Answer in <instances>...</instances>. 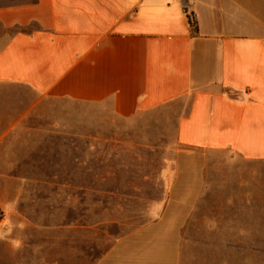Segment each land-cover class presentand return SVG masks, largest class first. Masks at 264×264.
I'll return each instance as SVG.
<instances>
[{"label":"crops","instance_id":"1","mask_svg":"<svg viewBox=\"0 0 264 264\" xmlns=\"http://www.w3.org/2000/svg\"><path fill=\"white\" fill-rule=\"evenodd\" d=\"M7 86L33 94L27 104L13 101L25 109L13 112L8 127ZM59 104L106 110L128 122L157 112L156 142L170 156L163 179L168 193L91 264H198L199 251L223 250L240 233L237 201H231L240 198L211 196L207 178L189 179L196 166L191 156L264 162V0H0V235L10 220L31 212L20 199L25 187L48 189L44 206L30 202L33 219L82 217L76 196L71 216L70 202L54 199L52 189L83 188L84 162L69 156L68 143L44 142L82 132L35 126ZM63 229L41 228L47 241H33V264L92 259L87 251L100 243L87 246L86 230L77 241L53 242ZM144 233L167 237L155 251L159 259L150 250L143 252L151 260L129 254V239Z\"/></svg>","mask_w":264,"mask_h":264},{"label":"rangeland","instance_id":"2","mask_svg":"<svg viewBox=\"0 0 264 264\" xmlns=\"http://www.w3.org/2000/svg\"><path fill=\"white\" fill-rule=\"evenodd\" d=\"M4 93L11 105L6 108L5 125L8 127L13 112L25 109L23 105L13 106V101L27 104L33 99V94L26 88L15 86L5 87ZM46 112V120L36 122L37 130L82 132L79 137L70 135L68 138H61L55 135V138L44 141L59 142V145L63 143L65 146L68 143L69 156L84 162L86 186L52 189L54 199L70 202L71 216L72 201L76 196L82 209V217L64 220L33 219L30 216L33 208L37 204L44 206L48 189L45 186L23 188L20 199L28 203L26 210L31 212L25 214L23 208L27 218L10 220L12 227H9L7 233L0 235V264H33V241H47V235L41 230L46 224L59 230L64 228L54 232L53 242L64 239L70 243L77 241L78 231L86 230L87 246L91 242L100 243L96 251H87V256L93 255L92 259H87V264H91L115 238L123 236L132 227L146 220L154 201L162 199L168 193L163 179L166 173L165 163L170 156L161 154L158 147L161 144L156 142L159 139L157 112L147 114L135 122L115 120L106 110L99 111L98 108L77 104L55 105L53 108L48 107ZM18 129L19 127H15L10 130L16 132ZM148 143L153 145L148 146ZM154 145L158 148L153 147ZM191 164L196 166L188 172L189 179L207 178V194L240 198L231 199L237 201L234 205L240 212V218L237 219L240 233L230 235L231 243L227 248L224 246L223 250L199 251L198 264H264V162H248L215 153L206 157L193 155ZM202 166H205V170L201 172L198 167ZM189 190L190 187L185 194ZM176 195L177 187L174 186L170 197ZM171 198L169 202L172 203ZM32 201L33 208L29 205ZM2 221L0 212V226ZM109 231L115 235H108ZM165 238L167 237L155 233L130 238L129 245L134 246L130 251L128 249L129 254L148 260L147 251H143L150 250V258L159 259L160 252L155 251H160V241Z\"/></svg>","mask_w":264,"mask_h":264},{"label":"trees","instance_id":"3","mask_svg":"<svg viewBox=\"0 0 264 264\" xmlns=\"http://www.w3.org/2000/svg\"><path fill=\"white\" fill-rule=\"evenodd\" d=\"M187 17H188L189 25L191 27V31L193 33H195L196 32V21H195V18L193 16V14H189Z\"/></svg>","mask_w":264,"mask_h":264}]
</instances>
